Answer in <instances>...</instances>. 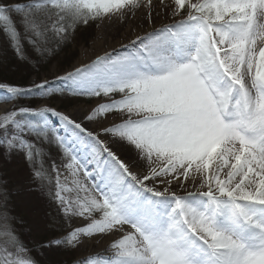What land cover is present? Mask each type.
I'll return each mask as SVG.
<instances>
[{"label": "snow or ice", "instance_id": "6c2138e0", "mask_svg": "<svg viewBox=\"0 0 264 264\" xmlns=\"http://www.w3.org/2000/svg\"><path fill=\"white\" fill-rule=\"evenodd\" d=\"M140 12L121 49L41 75L81 29ZM0 39L5 72L41 76L0 78V165L22 158L56 209L25 231L0 171V264L97 238L71 264H264V0H0ZM80 98L104 102L62 110Z\"/></svg>", "mask_w": 264, "mask_h": 264}, {"label": "rangeland", "instance_id": "374dc122", "mask_svg": "<svg viewBox=\"0 0 264 264\" xmlns=\"http://www.w3.org/2000/svg\"><path fill=\"white\" fill-rule=\"evenodd\" d=\"M97 27L92 26L86 29H81V31L75 36L71 44L63 49L56 56L50 65L47 68L41 70V75L53 79L57 75H63L64 71L71 70L79 61L82 53L87 51L96 41V36L98 32ZM5 47L3 45L2 39H0V48ZM7 56V65H15L14 53L8 51ZM5 65H0V78H6L8 80H25L28 83H31L33 80L38 81L41 76L36 73L29 74V71L23 69L21 65L22 72H17L15 68L11 71H4ZM100 98H92L90 101L87 98H80L68 103V106L62 110L67 113L72 110L90 109ZM27 103H33V101H27ZM54 102L51 100H37L34 102V106L39 107L41 105H49ZM59 104V101L55 102ZM13 107L12 104H0V116L4 115L6 111L11 110ZM7 168V171L3 172V175L7 178L9 190L12 192L21 191V194L14 195L12 198V203L15 205L16 212L18 215H22L25 221V231L29 227L35 226L38 232L45 233L48 229V219L50 215L56 214V209L53 204L49 202L46 194L41 193L40 191H24L23 189L27 188L25 183L29 179V170L27 165L24 163L22 158H16L9 165H0V171L4 168ZM59 219V218H58ZM70 230L65 228V231ZM49 238L51 235L49 233ZM74 250L71 252L67 251H57L55 252L50 259L53 261V264H58L60 261L67 260L69 264L71 261L77 260L80 257L77 256Z\"/></svg>", "mask_w": 264, "mask_h": 264}, {"label": "bare ground", "instance_id": "6f19581e", "mask_svg": "<svg viewBox=\"0 0 264 264\" xmlns=\"http://www.w3.org/2000/svg\"><path fill=\"white\" fill-rule=\"evenodd\" d=\"M165 2L167 3L168 0H165ZM142 15L143 13L140 12L137 14V18L135 20L127 21L124 24L120 23V20L117 17H112L111 19L106 18L98 29L96 41L87 51L82 53L78 63L74 67L90 63L97 55H102L106 51L110 52L113 49H121V45L127 44L129 40L134 39L137 32L142 33L147 26L145 25L143 29L136 27V25L140 23V17ZM102 102L104 101L99 99L94 106ZM90 109L85 110L78 108L77 111L72 110L68 112V114L74 118L80 119L83 118L85 113ZM70 223L72 226H77L82 224L83 221L79 218H74L70 221ZM109 243L108 238H97L95 241L89 240L84 244V246L77 248L78 252H76V254L78 257L80 255V257L83 258L90 254L103 253L105 249L109 247Z\"/></svg>", "mask_w": 264, "mask_h": 264}, {"label": "trees", "instance_id": "16d2710c", "mask_svg": "<svg viewBox=\"0 0 264 264\" xmlns=\"http://www.w3.org/2000/svg\"><path fill=\"white\" fill-rule=\"evenodd\" d=\"M0 77H2V76H0Z\"/></svg>", "mask_w": 264, "mask_h": 264}]
</instances>
